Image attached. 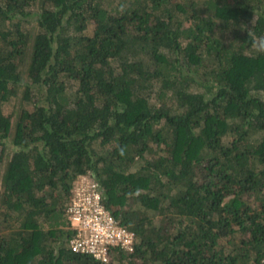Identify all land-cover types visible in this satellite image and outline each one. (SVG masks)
<instances>
[{
	"label": "trees",
	"instance_id": "obj_1",
	"mask_svg": "<svg viewBox=\"0 0 264 264\" xmlns=\"http://www.w3.org/2000/svg\"><path fill=\"white\" fill-rule=\"evenodd\" d=\"M104 1L0 0V264H264V0ZM85 174L108 263L67 245Z\"/></svg>",
	"mask_w": 264,
	"mask_h": 264
},
{
	"label": "built area",
	"instance_id": "obj_2",
	"mask_svg": "<svg viewBox=\"0 0 264 264\" xmlns=\"http://www.w3.org/2000/svg\"><path fill=\"white\" fill-rule=\"evenodd\" d=\"M64 215L71 231L67 245L74 253L108 263L113 249L125 252L134 249V233L105 208L101 189L92 175L75 179Z\"/></svg>",
	"mask_w": 264,
	"mask_h": 264
},
{
	"label": "rangeland",
	"instance_id": "obj_3",
	"mask_svg": "<svg viewBox=\"0 0 264 264\" xmlns=\"http://www.w3.org/2000/svg\"><path fill=\"white\" fill-rule=\"evenodd\" d=\"M114 3H116L117 2V0H112ZM114 3L112 4L111 3V0H105L104 1V6H108V7H111V6H113L114 5ZM41 4V0H36V2L35 3H33V5H32V9L34 10H37L38 9V7H39V5ZM30 24L33 26H35V23L34 22H31L30 21ZM92 31H93V24H89L88 25V27L86 28V30H84V33H87V34H90V33H92ZM23 69L24 70H26L25 69V66L23 67ZM24 77H26V73L24 74ZM27 82H29L30 80L29 79H25ZM73 88H75V85H71ZM23 87V86H22ZM19 88V92H18V96L17 97H12L9 101H7V102H5L4 104H3V106H2V109H3V112L6 114V115H10L11 116V119L12 120H14L15 119V117L17 116V111H18V109H19V106H20V103H19V100H20V97H21V93H22V90H23V88ZM158 87V82H155V84H154V88H157ZM198 90H201V89H198ZM33 93H35V94H32V99L33 100H36L37 99V97L39 96V95H37L36 94V91H32ZM152 100L153 101H155V98L153 97L152 98ZM45 101L44 100H42V98H40V100H39V103H44Z\"/></svg>",
	"mask_w": 264,
	"mask_h": 264
},
{
	"label": "clouds",
	"instance_id": "obj_4",
	"mask_svg": "<svg viewBox=\"0 0 264 264\" xmlns=\"http://www.w3.org/2000/svg\"><path fill=\"white\" fill-rule=\"evenodd\" d=\"M252 47L258 54H264V36L256 37L253 40Z\"/></svg>",
	"mask_w": 264,
	"mask_h": 264
}]
</instances>
